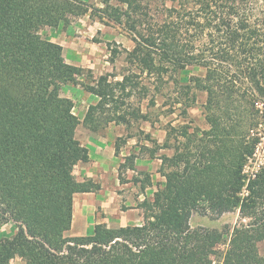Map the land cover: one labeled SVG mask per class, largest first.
I'll return each mask as SVG.
<instances>
[{"label": "trees", "instance_id": "1", "mask_svg": "<svg viewBox=\"0 0 264 264\" xmlns=\"http://www.w3.org/2000/svg\"><path fill=\"white\" fill-rule=\"evenodd\" d=\"M117 1L126 10L111 7L110 0L97 10L119 23L128 17L136 45L126 50V60L153 78V87L141 85L134 72L121 79L114 73L97 77L69 64L61 45L36 32L69 13L85 15L92 5L0 0V225L17 226L12 236L0 235V264L16 257L27 264H215L214 256L220 264H264V169L248 181L243 172L260 140L254 129L264 123V0H171L160 20L139 15L141 0ZM110 50L115 63L120 50ZM190 66L206 73L190 76ZM175 74L180 76L166 94L171 111L177 104L188 115L197 103L195 90L203 91L208 128L190 131L184 125L177 133L171 123L163 143L147 135L155 147L143 148L161 160L158 171L165 177L153 197L140 203L150 219L120 227L96 223L87 234L66 235L75 194L98 186L74 177L73 167L89 161L90 151L76 135L81 120L73 100L61 96L60 83L82 85L96 98L83 123L98 132L147 119L143 98L137 105L129 100L142 86L147 108L156 106L165 96V77ZM131 136L117 138L116 156ZM137 158L126 156L119 171L134 170ZM235 210L248 222L232 230L190 223L195 212L219 216ZM221 244L227 247L220 250Z\"/></svg>", "mask_w": 264, "mask_h": 264}, {"label": "rangeland", "instance_id": "2", "mask_svg": "<svg viewBox=\"0 0 264 264\" xmlns=\"http://www.w3.org/2000/svg\"><path fill=\"white\" fill-rule=\"evenodd\" d=\"M80 1L92 5L93 9L91 8L85 15L69 13L67 14V20L61 21L55 26L43 25L37 29L36 32L40 34L43 39L61 45L63 47V59L69 64L92 69L97 77L105 73H114L118 74L117 77L121 79L122 74L134 72L139 75L137 79L142 82L141 85L153 87L154 79L148 78L146 74L139 73L140 69L138 66L126 60V50H132L136 45L133 39L134 35L129 29L128 17L122 15L123 22L119 23L105 14L103 10H97L104 9L105 7L102 0ZM110 3L111 7L118 6L122 11L127 8V4L120 3L117 0H110ZM171 4V0H141L143 8L138 13L140 16H144L143 18L145 19L149 16L150 18L153 17L154 19L160 20L163 16L162 12L165 7L171 6ZM111 7L110 10L112 9ZM141 27L147 26L142 25ZM111 47H117L120 50V54L115 63L111 62ZM205 73L206 69L203 67H188V75L190 76H203ZM178 76L180 75L175 74L173 77L167 75L165 77L166 80L168 77V84L164 90L165 96L160 95L156 106H151L150 108H147L149 100L147 95L143 97L142 86L140 88L138 87L140 93L137 92V95L133 96L129 102L131 105H137L138 99L142 97L143 110L149 115L147 119H141L135 122L130 128L122 124L115 125V123H112L98 132L92 131L83 123L89 105L96 102V98H93L91 93L82 85H76L72 82L66 84L63 82L60 83L61 96L69 97L73 100L75 105L73 112L78 115L81 120V123L77 127L76 135L84 145L86 143L89 144L88 140H97L100 136L108 138L111 143L115 144L119 136L129 137V135H132L130 138H127V143L122 146V151L120 155L116 157L115 161V166L118 169L119 181L123 183L120 190V197L118 201H105L108 203V205L105 206L106 212L105 208L97 206L96 204L94 208L95 214H91L88 218L90 222L89 227H92L96 223L103 224L107 227L144 224L150 219L148 209L141 208L140 203L146 198L151 199L153 197L156 189L164 184L165 177L158 172L161 160L157 157L151 158L147 149L143 148L144 145L155 147L154 143L147 140V135L163 143L171 123L177 127V133L182 129L180 127L184 125H187L190 131L208 128V123L203 112V104L206 101L207 95L203 91L195 90L198 96L197 103L188 109V115H185L182 106L177 104L174 111H171L174 106L170 104L169 97L166 94L171 92L168 86L174 87L175 78H178ZM83 79L89 82L91 77L88 73H85ZM254 130V133H257L260 140L257 143L255 153L248 158L244 166L243 172L247 181L252 178L250 176L253 173H256L257 176L264 169V123ZM88 135H91V137ZM176 137H179L178 139L180 141H184L183 136L177 135ZM159 153L172 154L173 150L162 149ZM130 154L139 155L140 159L137 158L135 162L136 168L134 170L128 169L127 171L123 169L120 172V164L125 162L126 156ZM73 174L77 180L74 170ZM93 182L97 186L101 185V182ZM109 184L112 185L111 182H109ZM143 185H145V188ZM247 194L248 191L245 189L244 195ZM107 207L109 208L108 210ZM82 213V217L84 216V221L87 225L86 218L89 212L82 211ZM96 218L98 219L96 220ZM76 222L72 233L66 232V235L87 234V228L83 229L78 221ZM242 222H248V219L242 218L239 210L225 212L219 216L214 215L212 212L206 214L195 212L192 214L190 220L193 228L204 226L220 230L225 229V227H229L232 230L236 225ZM1 227L2 225H0V235L1 233H7L9 236H12L17 228L13 221ZM259 245L261 253L264 254V241ZM226 247L227 244H221L219 249L223 250ZM214 261L215 264H220L219 258L216 256H214ZM7 264H27V261L23 257H16L9 260Z\"/></svg>", "mask_w": 264, "mask_h": 264}, {"label": "crops", "instance_id": "3", "mask_svg": "<svg viewBox=\"0 0 264 264\" xmlns=\"http://www.w3.org/2000/svg\"><path fill=\"white\" fill-rule=\"evenodd\" d=\"M88 136L91 137V135ZM88 142L89 144L86 143L85 146L89 148L90 160L86 162H79L74 166L73 170L76 173L78 181H85L91 179L95 182H101V185H99L97 188H94V190L92 191L75 194L73 224L71 229L67 231L71 233L72 230L75 228V225L77 223L76 221H78V223L83 229L87 228L86 231L88 233L89 228H91L89 227L90 222L88 218L91 214H95V205L97 204V206L105 208L106 212L105 206L108 205V203H106L105 201H118V198L120 197L121 193L120 190L123 185V183L119 181L118 169L115 166V161L117 157L115 155V144L111 143L108 138L103 136H100V138L97 140H88ZM109 182H111L112 185H110ZM108 209L109 208L107 207V210ZM82 211L89 212L87 215L88 217L86 218L88 223L87 225L84 221V216L82 217ZM97 219L98 218H96V220ZM5 225H7V223L2 225V227H4Z\"/></svg>", "mask_w": 264, "mask_h": 264}, {"label": "built area", "instance_id": "4", "mask_svg": "<svg viewBox=\"0 0 264 264\" xmlns=\"http://www.w3.org/2000/svg\"><path fill=\"white\" fill-rule=\"evenodd\" d=\"M256 176V173H253L250 177L254 178ZM249 177V178H250ZM249 180V179H248Z\"/></svg>", "mask_w": 264, "mask_h": 264}]
</instances>
